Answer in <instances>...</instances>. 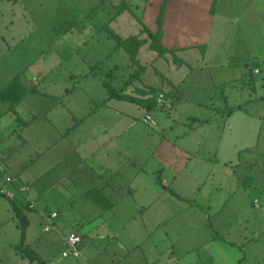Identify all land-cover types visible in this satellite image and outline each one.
<instances>
[{"label":"crops","instance_id":"crops-1","mask_svg":"<svg viewBox=\"0 0 264 264\" xmlns=\"http://www.w3.org/2000/svg\"><path fill=\"white\" fill-rule=\"evenodd\" d=\"M44 5L66 15L61 0H0V92L14 77L21 83L0 96V165L5 175L28 186L27 198L16 192L13 199L27 219L24 246L44 264H264V113L248 112L246 106L264 104V95L253 91L231 109L225 101L219 137L201 135L200 128H194L195 136L185 135L191 120L208 128L214 120L194 112L184 118L183 137L150 147L149 137H124L132 127L131 106L147 111L110 99L105 87H122L127 95H135L134 88L154 87L167 94L166 106L186 80L185 73L183 78L172 68L187 67L188 73L195 68L215 72L209 79L215 89L242 81L245 70L254 89L255 76L264 78V0H163L158 6L163 7L162 23L157 24L160 8L153 23L161 31V45L175 50L182 64L143 46L137 56L143 48L154 55L134 81L131 71L137 65L127 54V72L114 77L121 67L109 62V52L76 58L67 53L71 48L65 54L49 48L47 54L16 56L11 62L18 65L5 76L2 62L9 54L4 46L9 53L14 50L9 45L16 46L7 41L16 35L3 31L6 15L9 26L16 21L27 29L19 33L18 44L37 28L70 23L52 17L34 25L35 11ZM64 37L68 47L76 40V52L82 47V39ZM37 61L41 69L30 72L29 63ZM149 68L155 73L147 79ZM21 89L25 93L15 102ZM211 100L190 104L208 109ZM122 117L125 123L117 128ZM4 174L0 170V188L12 190ZM13 200L0 196V264H40L17 249L20 229ZM51 212L57 217L45 231ZM70 233L83 238L81 258H61Z\"/></svg>","mask_w":264,"mask_h":264},{"label":"rangeland","instance_id":"rangeland-1","mask_svg":"<svg viewBox=\"0 0 264 264\" xmlns=\"http://www.w3.org/2000/svg\"><path fill=\"white\" fill-rule=\"evenodd\" d=\"M115 1L116 2H114V0H61V8L62 10L66 11V15L64 14V12L62 14L56 13V10L44 5L35 11L36 19L34 21V25H38L40 21L45 19L48 20L52 17H56L57 19L62 18L63 20L65 19L68 22L70 21V23L61 24L52 28H49L47 26H44L41 29L37 28L35 31H32L30 33V36L27 40H24L19 44L17 40L19 33L21 32V34H26L27 29H22L21 25L16 21L14 22L13 27L9 26L7 23V19L10 17V15H6L5 26L3 28L4 34L8 37L12 34H15L16 36L14 41L11 39V37L9 38V40H7V38H5V40H7L8 43H16V46L9 45L12 50L14 49L10 53L7 52L8 46H4L5 53L7 55L9 54V56H5V60L4 62H2L5 76L11 73L13 68H15L14 66L18 65L16 64L12 66L11 59H13L14 57L23 54L28 56L47 54L49 48L53 49V53L59 54H65V51H67L65 49L71 48L72 51L67 53L72 54L76 58L78 56L83 57L90 55H100L103 57L109 52V55H111V60L109 62H115L121 67L119 70H117L114 77H117L119 74L126 73L127 71L125 68V64L128 61L126 58V52L122 47L117 46L114 38L110 36V31L121 38H126L130 35L138 34L142 25H145L151 32L156 31V24L153 23V20L155 18L154 13L157 8H160L158 6L162 4L163 0ZM124 1L127 2V8L124 7L125 11L119 12V9L124 6ZM138 22H140V24ZM107 27L110 29V31ZM64 33L67 34L65 35ZM64 36H66V39L68 40L70 38L82 39L83 43L79 51H75L76 40L74 41L73 46L68 47V45H65L64 42L61 41L65 38ZM152 55H154L153 52H151L149 49L143 48L141 50V54L137 56V58L140 59L141 66H144L145 62H147V59H150ZM109 62L106 61V63ZM24 66H28V63H25ZM159 67L161 68L160 71L162 69L164 72L165 70H167L166 65L163 64V62H160ZM40 69L41 62L37 61L34 64L29 63L30 72ZM134 69V71H131L132 77H136L138 73H142V68L135 67ZM185 69L188 68L183 67L180 70L177 69V71L172 68L173 73H175L176 75L183 76V74L185 73L184 75L186 76V80L185 85H182V83H180L181 85H179V87L181 89L178 95L174 97L170 96L166 99L165 103L166 106H169L168 110L165 105L162 109H156L151 112H144L136 105L131 106L132 117H130V119L132 122V127L124 137H149L148 145L150 147L158 142L160 145L164 140L162 143V147L168 146L171 137H176L178 135L183 137L182 133L180 134V132L183 130L184 125H182V123L184 122V118L185 116L195 115L194 112L202 114V119L208 120V116H212L214 117V120H212L210 128H208L207 125H192L194 121L191 120L187 123V132L185 133V135H188L190 131L191 136H195L196 134H193L194 128H200L198 132L201 135H203V131H206V137H219V133L217 132V130H220L223 127L227 114V109L224 110L225 101L227 105L226 107L231 109L232 106L237 102L242 101L244 98L246 99L248 96H251L253 91L256 92L257 95H264V78L255 76V79H253L255 88L251 89L248 87L251 83L248 82V78L245 75V70L243 71L242 76H244V79L242 81H232L236 84H230L231 82H229L219 85V87L215 89L214 85L209 86V79L213 78L215 72H210L208 70L207 72H202L200 71V68H195L191 70V73H188L187 71H185ZM172 70L170 69L171 75H173ZM154 73V68H149L148 70H146V78H151V75H153ZM185 76H183V78ZM199 82H201V84L197 86ZM40 83L41 80L34 84L40 85ZM128 83L129 82L125 81V85ZM227 84L230 85L228 86ZM113 85L115 87H118L117 81H115ZM120 89H122V87H120ZM188 90L191 91L190 94H187ZM133 93H135L134 90ZM159 95L164 97L163 93H159ZM200 98H211L213 107H210L208 109H199L198 107L191 106L190 103ZM235 106L236 105H234L233 107ZM246 106L248 112L253 113L254 111V114L264 113V104L262 103L252 101L249 104H246ZM146 113H148L155 122L154 126L144 124L142 122L141 117ZM124 119L125 118L122 117V120L119 125H117V128L125 123ZM201 122L205 123L208 121L201 120ZM90 123L91 122H89V124ZM170 126H172L171 129ZM250 126H253V124H250ZM189 127H191L192 129H190ZM262 132H264V127ZM55 251H58L57 248H55Z\"/></svg>","mask_w":264,"mask_h":264},{"label":"trees","instance_id":"trees-1","mask_svg":"<svg viewBox=\"0 0 264 264\" xmlns=\"http://www.w3.org/2000/svg\"><path fill=\"white\" fill-rule=\"evenodd\" d=\"M126 1L123 3V7L119 9V12L125 11L126 7ZM124 8V9H122ZM127 8V7H126ZM163 20V7L160 8L159 14L157 16V24L158 26L161 25ZM108 28V27H107ZM110 31V29L108 28ZM110 36L114 38L117 46L122 47L124 51L126 52L127 56L131 60V62L134 65H137V67L142 68V71L144 70L145 67L141 66L139 64L137 55L138 51L141 47L147 46L150 50L155 52L158 56L163 57L164 54L168 53L172 56V61L177 64L181 65L182 61H180L177 56L175 55V50L167 49L163 47L160 43V36H161V31L158 29L155 32H151L145 25H142L140 32L137 35H130L126 38H121L117 36L115 33L110 31ZM140 72V71H139ZM140 76V73L137 74L136 77L131 76V81H134L138 79ZM252 81V80H250ZM18 86H21V83L19 81L18 77H14L11 82L5 87L4 91L0 92L3 94L4 92H9L13 89H18ZM105 87L108 93V96L110 99H116V100H121V101H127L130 103H135L141 107H143L147 112H151L156 109H162L163 104H157V94L159 92H162L161 90L159 91L158 89L154 87H146L145 89L141 88H134L135 90V95H127V94H122V89H116L112 86H110L108 83H105ZM25 93L24 89H21L16 92V98L14 99L15 102L19 101V99L23 96ZM167 94H164V98ZM145 96V98H141ZM1 196V195H0ZM11 206L13 209V212L18 220V226L20 229V241L16 245L18 251L25 257H27L29 260H38L40 264H44L38 257V255L29 247L24 246V238H25V232L27 228V219L26 217L22 214L21 210L19 209L18 205L16 202L10 201Z\"/></svg>","mask_w":264,"mask_h":264},{"label":"built area","instance_id":"built-area-1","mask_svg":"<svg viewBox=\"0 0 264 264\" xmlns=\"http://www.w3.org/2000/svg\"><path fill=\"white\" fill-rule=\"evenodd\" d=\"M254 72L258 73V70L255 69ZM162 100H163V97L161 95H159L157 98V104H162ZM141 120L145 124H149L151 126L155 125V122L153 121V119L150 117V115L148 113L144 114L141 117ZM0 170H1V173H3V174L5 173L4 168L1 165H0ZM4 179H5V183L11 184L13 189L10 190V189H7L5 186H2L0 188V195L1 196L5 197L7 199L13 200L15 198V193L18 192L21 195H23L25 198H27V191H28L27 185L18 184L16 182V180L9 175L4 174ZM254 206L258 207L257 200H254ZM29 207L35 208V204L30 203ZM43 215L46 216L45 213H43ZM46 217H48L47 220L49 221V225H46L44 227V230L49 231L51 229V227L53 226L52 225L53 223H51V221L57 217V213L51 212ZM82 242H83V238L78 234L70 233V234L66 235L64 237L65 249L61 252V258L64 259V258H67L69 256H71L75 259L81 258L82 254L80 252V245ZM49 264H54V263L51 262Z\"/></svg>","mask_w":264,"mask_h":264}]
</instances>
